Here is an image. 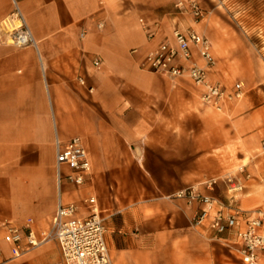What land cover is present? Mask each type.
Segmentation results:
<instances>
[{"label":"crops","instance_id":"0c3cea01","mask_svg":"<svg viewBox=\"0 0 264 264\" xmlns=\"http://www.w3.org/2000/svg\"><path fill=\"white\" fill-rule=\"evenodd\" d=\"M177 1L0 0V237L3 225L47 231L58 201L85 217L93 196L113 264H242L233 246L193 227L197 206L177 194L218 179L225 199L224 180L244 166L253 179L236 205L264 210V160L250 159L264 141V33H224L208 16L194 23L167 15ZM13 15L32 39L22 48L6 42ZM140 18L160 23L153 40ZM173 26L209 40L208 80L226 95L241 83L239 99L216 111L189 80L142 68ZM74 137L91 166L83 187L56 179L55 143ZM0 264H61V255L53 239L19 257L1 243Z\"/></svg>","mask_w":264,"mask_h":264},{"label":"built area","instance_id":"2783aa9c","mask_svg":"<svg viewBox=\"0 0 264 264\" xmlns=\"http://www.w3.org/2000/svg\"><path fill=\"white\" fill-rule=\"evenodd\" d=\"M171 13L187 16L194 23L200 22L205 16L204 9L194 0L177 1L173 11L167 15ZM138 22L148 41L160 33L159 22L149 23L143 18ZM24 29V32L14 37V43L18 46L31 43L25 39L30 35L25 25ZM92 64L98 67L100 61L94 60ZM141 66L170 80H189L195 87L202 89L201 102L216 111H221L225 100L239 99L242 95L241 83L234 85L231 95H226L219 83L208 80L215 66L212 46L207 38L192 30L183 31L173 26L170 35H164L144 55ZM79 83L83 85L81 79ZM55 144L58 185L66 181L76 187H83L90 182L91 166L82 140L74 137L65 143L56 141ZM260 153L264 156V141ZM238 174L224 180L225 199L213 195L218 179L190 186L180 191L177 198L185 200L187 205L197 206L192 221L196 230L212 241L233 246L242 264H260L264 256V210L262 207L243 210L236 205L237 196L244 192L246 181L253 179L244 172L243 167L238 170ZM260 181L264 185V177ZM84 204L89 213L80 217L74 204L58 201L47 231L40 234L31 230L25 233L17 227L3 225L4 235L0 237V244L8 245L11 255L19 257L53 239L60 251L61 264H113L105 243L104 220L96 207V199L90 196L84 200ZM225 234L229 237L222 238Z\"/></svg>","mask_w":264,"mask_h":264},{"label":"rangeland","instance_id":"374dc122","mask_svg":"<svg viewBox=\"0 0 264 264\" xmlns=\"http://www.w3.org/2000/svg\"><path fill=\"white\" fill-rule=\"evenodd\" d=\"M223 1L225 2L223 4ZM214 2V1H213ZM221 2V5L219 4ZM205 16H208L212 23L220 25L224 33H238V34H263L264 33V0H215V3L212 4L208 9H204ZM163 13L168 12V10L162 11ZM15 13V11H14ZM12 18H15L20 27L12 30L10 27L6 28V33L8 34L7 44L14 48H22L24 46H18L14 42V37L17 34H20L25 31L24 24L17 15H13ZM203 18V19H204ZM10 21V20H9ZM8 21V22H9ZM7 22V23H8ZM12 40L14 42H12ZM30 44V43H29ZM254 162H258L263 159L264 156L260 153V147L257 152L251 155ZM247 163V162H242ZM243 167L245 173V167L240 166L236 170V176H239L238 170ZM226 195V184L220 187ZM219 189L213 192V195L219 196ZM239 197V196H237Z\"/></svg>","mask_w":264,"mask_h":264},{"label":"bare ground","instance_id":"6f19581e","mask_svg":"<svg viewBox=\"0 0 264 264\" xmlns=\"http://www.w3.org/2000/svg\"><path fill=\"white\" fill-rule=\"evenodd\" d=\"M5 26H6V28H11L12 30H14V29H17V28H19L20 27V24H19V22L15 19V18H12L8 23H6L5 24ZM26 41L29 43V42H32V39H31V37H30V35L29 36H26ZM12 42H14L13 40H12Z\"/></svg>","mask_w":264,"mask_h":264}]
</instances>
